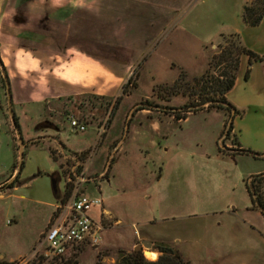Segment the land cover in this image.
Returning <instances> with one entry per match:
<instances>
[{
    "label": "rangeland",
    "instance_id": "1",
    "mask_svg": "<svg viewBox=\"0 0 264 264\" xmlns=\"http://www.w3.org/2000/svg\"><path fill=\"white\" fill-rule=\"evenodd\" d=\"M251 2L112 0L106 13V0H95L104 7L102 13H90L87 7L71 12L67 43L99 52L102 47L90 41L100 44L112 35V44L120 43L122 29L132 33L143 25L138 38L129 33L135 63L111 96L88 90L43 106L45 118L65 125L60 136L70 158H64L57 143V159L47 143H29L38 121L14 110L26 145L20 185L0 198V261L25 264L44 253L45 233L39 238V232L81 156L89 178L86 192L103 199L105 214L99 207L92 215L104 229L98 245H83L65 258L74 257L78 264H118L120 251H131L151 241L143 235H154L162 240L156 244L172 247L189 264H264V236L248 223L263 225L264 216L254 207L246 183L264 171V156L254 154L264 153V64L254 61L251 79L231 96L237 100L254 93V106L235 104V111L204 107L218 97L219 81L230 77L221 73L233 67L232 60L210 66L214 53L224 51L234 59L239 44L264 52V29L248 27L242 19L243 7ZM146 25L155 34L160 27L162 33L143 50ZM186 104L199 110L185 111ZM5 117L11 120L9 111ZM72 119L87 129L73 131ZM79 146L86 147L69 149ZM6 190L11 189L0 194Z\"/></svg>",
    "mask_w": 264,
    "mask_h": 264
},
{
    "label": "crops",
    "instance_id": "2",
    "mask_svg": "<svg viewBox=\"0 0 264 264\" xmlns=\"http://www.w3.org/2000/svg\"><path fill=\"white\" fill-rule=\"evenodd\" d=\"M109 1L112 0H106V13L108 5H110ZM86 7L90 13L101 12L104 9V7L99 8L95 4V0H90L89 4L83 3V0H0V56L8 74L14 110L21 117L32 114L38 121V129L29 138V143H47L51 154L56 150L54 147L57 143V148L63 151L64 158L72 157L70 152L66 154L67 145L60 136V131L65 125H62L60 121L54 123L51 119L45 118L43 106L48 105L49 102L59 101L64 97L78 95L88 90H92L98 95L111 96L129 77L131 67L135 63L130 58L134 48L128 43L131 39L129 30L125 32L122 29L120 31V43L112 44V35L107 39L110 41L106 40L100 44L90 41L91 45L92 42H95L93 46L102 47L101 52L97 49L79 46L76 43H67L69 34L67 19L73 15L71 12L75 9L81 10ZM142 20L143 18L140 22ZM140 22L139 25H141ZM167 24H169L168 21ZM142 26L138 27L137 31L133 30L131 34L136 32L138 38ZM253 28L264 29V20ZM146 29L147 33L143 38L145 44L141 46L143 50H147L153 45L155 37H159V34L162 33L160 27L156 29V34L147 28V25ZM255 52L264 54L258 50ZM249 67V57L244 56L235 86L229 91L227 97L234 105L251 108L255 105L254 93L238 97L242 100H234L231 97L236 88L238 90L241 84H245L251 79L252 67L249 78H245ZM5 112H8V109L5 104L4 91L0 86V185L12 183L20 172V146L17 143L19 139L13 130L11 120L6 119ZM49 117L54 118L52 115ZM73 131L77 130L73 129ZM25 145L26 143H24ZM85 147L69 149L80 151ZM59 152L61 151L59 150ZM18 185H20L19 182H16L14 187L8 188V190L11 189L9 192L6 190L7 192L1 193L0 198H7L8 194L12 190H16ZM62 196L59 195L58 200ZM55 205H53L54 208ZM54 210L48 215L44 229L39 232V238L47 230L50 216ZM262 215L264 216V214ZM248 223L253 230L264 236V224ZM142 237L150 239L154 245L158 241L162 242L154 235L153 238L149 235ZM39 238L32 244V248ZM156 251L159 256L160 252ZM19 256L22 254H13L11 257Z\"/></svg>",
    "mask_w": 264,
    "mask_h": 264
},
{
    "label": "trees",
    "instance_id": "3",
    "mask_svg": "<svg viewBox=\"0 0 264 264\" xmlns=\"http://www.w3.org/2000/svg\"><path fill=\"white\" fill-rule=\"evenodd\" d=\"M242 19L245 25L247 26H258L261 24V22L264 19V0H252L251 4H246L243 7L242 11ZM242 54H245L249 57V63L250 67L247 69L245 78H249L250 72H251V66L254 61L262 62L264 64V55H260L253 51L252 49L239 44L237 46V57L232 59L230 55L226 56L224 55V51L220 52L217 51L212 56V59L210 61V66L214 63L217 65H221L222 63L228 62L229 60H232V71L227 72L223 71L221 73V76L225 78L227 74H230L229 79L227 78L226 81H219V95L217 98H212V100L208 99L205 102L204 107H223L227 108L230 111H235L236 107L234 104L228 100L227 93L233 89L236 83L237 79V72L240 68V57ZM0 63L3 65L1 56H0ZM4 66V65H3ZM7 73L5 69L0 70V83L2 86V89L4 91V96L7 100V85H6V79L4 77V73ZM8 78V74H7ZM9 79V78H8ZM132 77H130V80ZM196 105L192 104H186L183 108L185 111H197L199 109L195 108ZM202 107V108H204ZM193 108V109H192ZM200 108V109H202ZM8 109V107H7ZM11 117V116H10ZM184 118H187L184 117ZM11 120L15 126V129H20V124L18 117L16 116L14 112V117ZM228 133H230L233 130V124L231 123L230 126L227 128ZM242 152H249L248 149L240 148L239 149ZM258 156H264V153H254ZM52 156L54 159H57V156L55 155V151H52ZM82 159L80 156L79 160ZM21 171V170H20ZM19 175L20 172L17 175V178L13 183H5L0 185V190H5L6 188H12L15 185V182L19 181ZM247 189L248 192L253 200L254 207L258 209L262 214H264V171L253 174L247 179ZM70 193V189L68 184H66V190L65 195L68 196ZM154 250H158L160 252V256L157 260H148L145 256L142 250H131V251H120L118 264H189L188 261H186L180 253L176 252L172 247L168 246L164 243H159L154 245ZM0 264H17V262H8V261H0ZM25 264H78L77 260L74 259V257H53L52 259L45 257L43 254L37 255L32 260L28 261Z\"/></svg>",
    "mask_w": 264,
    "mask_h": 264
},
{
    "label": "built area",
    "instance_id": "4",
    "mask_svg": "<svg viewBox=\"0 0 264 264\" xmlns=\"http://www.w3.org/2000/svg\"><path fill=\"white\" fill-rule=\"evenodd\" d=\"M71 126L74 130L87 129L85 124L76 119L71 120ZM80 162L78 159L77 164L71 167L66 183L70 193L68 196L64 193L55 205L45 232L42 244L46 248L43 255L47 258L63 257L83 245L95 246L100 243V234L104 228L92 215V211L101 207V216L105 214L103 199L86 192L85 184L89 178Z\"/></svg>",
    "mask_w": 264,
    "mask_h": 264
},
{
    "label": "water",
    "instance_id": "5",
    "mask_svg": "<svg viewBox=\"0 0 264 264\" xmlns=\"http://www.w3.org/2000/svg\"><path fill=\"white\" fill-rule=\"evenodd\" d=\"M4 73V77L6 79V85H7V103H8V111H9V114L10 116L14 117V109H13V101H12V93H11V88H10V82H9V79L7 78V73L3 72ZM17 135H18V139H19V143H20V168H21V163H22V160H23V157H24V152H23V149H24V140L22 138V135H21V131L19 129H17ZM153 247V243L149 240H144L143 241V244H139V245H136L134 247L135 250H142L143 253H145V249L146 248H150L152 249Z\"/></svg>",
    "mask_w": 264,
    "mask_h": 264
},
{
    "label": "bare ground",
    "instance_id": "6",
    "mask_svg": "<svg viewBox=\"0 0 264 264\" xmlns=\"http://www.w3.org/2000/svg\"><path fill=\"white\" fill-rule=\"evenodd\" d=\"M149 259L156 260L158 258V253L156 250L146 248L144 253Z\"/></svg>",
    "mask_w": 264,
    "mask_h": 264
}]
</instances>
